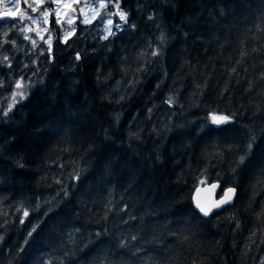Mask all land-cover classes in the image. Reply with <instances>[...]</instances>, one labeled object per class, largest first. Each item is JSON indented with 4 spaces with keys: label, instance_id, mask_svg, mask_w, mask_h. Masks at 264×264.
Listing matches in <instances>:
<instances>
[{
    "label": "trees",
    "instance_id": "obj_1",
    "mask_svg": "<svg viewBox=\"0 0 264 264\" xmlns=\"http://www.w3.org/2000/svg\"><path fill=\"white\" fill-rule=\"evenodd\" d=\"M118 2L127 23L67 42L51 18L14 104L5 72L0 264H261L264 0ZM213 183L237 197L204 219L193 195Z\"/></svg>",
    "mask_w": 264,
    "mask_h": 264
},
{
    "label": "rangeland",
    "instance_id": "obj_2",
    "mask_svg": "<svg viewBox=\"0 0 264 264\" xmlns=\"http://www.w3.org/2000/svg\"><path fill=\"white\" fill-rule=\"evenodd\" d=\"M29 4L36 8L35 12L28 7ZM65 4H68L69 7H65ZM109 5L107 3V7L101 8L98 6V0H63V3L60 4H50V0H44L42 4L35 3V0H27V3H25V0H0V14L11 17V20L0 21V62L6 65V67H2L4 70L0 73V89L4 87L6 80H8V74L5 72L9 68H13L10 71L14 73H12L11 84L16 88L17 82H22V87L16 88L18 91H14L15 93L21 92V89L29 81V76L27 75L31 67L29 66L30 63L27 62V58L33 57V60L37 62L49 55L55 35L50 27L51 18L53 19L54 17L56 22L57 20L60 21L57 24L62 31V41L67 42L78 31L79 25L89 27L99 17L105 22V14L110 7ZM81 8H83V11H81ZM53 9L59 12V16H57L55 11H52ZM45 10L49 11V15L46 17L41 15ZM115 11L116 9L114 8L113 12ZM97 13L99 14L97 15ZM113 16H111V19H113ZM117 16L119 17L118 14ZM29 17L32 19H29ZM70 19L71 22L69 23ZM85 20L88 22H83ZM22 29L24 30L22 31ZM25 36L30 39H25ZM49 39L50 50L49 44L46 43ZM33 40L36 42L35 46L32 44ZM37 52L38 57L35 59ZM4 57H7V60ZM14 57L18 59L19 63L22 62L20 67L11 64ZM36 66H39V63Z\"/></svg>",
    "mask_w": 264,
    "mask_h": 264
},
{
    "label": "snow or ice",
    "instance_id": "obj_3",
    "mask_svg": "<svg viewBox=\"0 0 264 264\" xmlns=\"http://www.w3.org/2000/svg\"><path fill=\"white\" fill-rule=\"evenodd\" d=\"M43 2H44V0H35V3H38V4H42ZM107 2H110V0H107ZM107 2H105V0H98V6L101 7V8H103V7H107ZM25 3H27V0H25ZM51 3L60 4V3H63V0H50V4H51ZM64 6H65V7H69L68 4H65ZM28 7L32 8V11H33V12L36 11V8L33 7L32 4H29ZM113 7L116 9L115 12H112V13H106V14H105V15H106V23H107V25H112L113 21H112V19H111V16H112V15H117V14L119 15L121 21H124L125 23H127V15H128V14H127L126 12L120 10V4H119L118 0H117V2L113 5ZM52 11H55L56 14H57V16H59V12H58L57 10L53 9ZM81 11H83V8H81ZM98 14H99V13H97V15H98ZM0 15H3V14H0ZM25 15H27V13H25ZM41 15L46 17L47 15H49V11H48V10H45L44 12L41 13ZM29 19H32V18L29 17ZM149 19H152V17L149 16ZM34 22H35V21H34ZM70 22H71V19L69 20V23H70ZM83 22L87 23L88 21L85 20V21H83ZM57 23L59 24L60 21L57 20ZM101 23L104 24V21H101ZM116 27H117V29L121 28V24H120V23H117V24H116ZM130 27H134V25H130ZM23 30H24V29H22V31H23ZM28 30H31V29H28ZM45 31H46V29H45ZM73 31H74V30H73ZM105 31H106L107 35L104 36V39H107L108 36L115 35V33L112 31V29H111L110 27H106V28H105ZM5 35H6V34H5ZM25 39H30V38L27 37V36H25ZM159 39H160L161 42L164 41L165 37H164L163 33L161 34V36L159 37ZM46 43L49 44V50H50V48H51L50 39H49V41H46ZM32 44H33V46H35V44H36L35 40L32 41ZM152 55H153V56H158V55H160V50H159V49L154 50V51L152 52ZM4 59L7 60V57H4ZM77 59H79V57H77ZM9 66H10V65H9ZM21 87H22V82H17V84H16V88L19 89V88H21ZM17 95H19L21 99L26 98L25 93H24L23 91L18 92V93H15V92H14V93H13V97H12L13 104L17 102L16 99H15V97H16ZM123 98H124L123 96L120 97V99H123ZM167 103H169V105H172V103H173V98H172V97H169L168 100H167ZM11 108H12V105H9L7 111H4V112L0 113V115H4V116H6L7 113H8V111H11ZM149 112H151V109H149ZM229 119H230V118L227 117V116H221V117L213 116V121H212V122L215 123V124H217V125H219V124H221V123H223V122H227ZM250 147H251V145H249V148H250ZM243 161H244V156H241V157H240V163H243ZM77 178H78V177H77ZM212 187L215 188V187H217V185H216V184H213ZM235 192H236V189H235V188H226V189L224 190L223 194H222V198H221L218 202H216V207H219V206H221V205H223V204H225V203H229V202H231L232 196L235 195ZM196 206H197V208H199L200 212H202L205 216H207V215L209 214V211H210L209 209H205V208L202 207L200 204H197ZM24 215L27 216L28 213L25 211V212H24ZM21 222H23V221H21ZM237 226H238V225H237ZM32 231H35V229L33 228ZM28 235L31 236V231L28 233ZM97 235H99V233H97ZM254 235H255V233H253V236H254ZM0 239H2V237H0ZM133 239H135V237H133ZM25 243H27V241H25ZM261 264H264V261H262Z\"/></svg>",
    "mask_w": 264,
    "mask_h": 264
},
{
    "label": "water",
    "instance_id": "obj_4",
    "mask_svg": "<svg viewBox=\"0 0 264 264\" xmlns=\"http://www.w3.org/2000/svg\"><path fill=\"white\" fill-rule=\"evenodd\" d=\"M11 20L10 16H0V21H8ZM215 124V123H214ZM224 124L221 123L219 125L215 124L216 127L220 128ZM216 184L217 187L213 188L212 185ZM213 184H208L203 187L198 188L194 195H193V204L195 210L202 216L204 219H209L211 216H213L216 213L221 212L222 210L232 206L236 200V195L237 192H235V195L232 196L231 202L225 203L219 207H216V202H218L222 198L221 194V184L220 183H213ZM197 204H200L202 207L205 209H209V214L205 216L202 212H200L199 208H197Z\"/></svg>",
    "mask_w": 264,
    "mask_h": 264
},
{
    "label": "bare ground",
    "instance_id": "obj_5",
    "mask_svg": "<svg viewBox=\"0 0 264 264\" xmlns=\"http://www.w3.org/2000/svg\"><path fill=\"white\" fill-rule=\"evenodd\" d=\"M237 192V191H236ZM236 197H237V195H236Z\"/></svg>",
    "mask_w": 264,
    "mask_h": 264
}]
</instances>
